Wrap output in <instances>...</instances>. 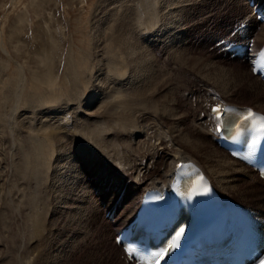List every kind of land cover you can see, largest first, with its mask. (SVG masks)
Returning a JSON list of instances; mask_svg holds the SVG:
<instances>
[{"label": "bare ground", "instance_id": "6f19581e", "mask_svg": "<svg viewBox=\"0 0 264 264\" xmlns=\"http://www.w3.org/2000/svg\"><path fill=\"white\" fill-rule=\"evenodd\" d=\"M190 1L192 5L196 3V0L193 1L192 0H97L96 7L94 8V17L92 22V27H94L96 31L93 32L92 30V37H93L92 40L94 42H97L96 40L99 35L98 40H101V46L99 52H101V55H94V53L93 54L91 53L92 55H90L89 53L86 54L81 50L79 56L80 60H79L78 56L73 57L70 54L67 57L68 60L66 61L65 71L63 72L64 74L66 73L67 75L66 79L69 83L67 84V86L64 87V90L65 92H67L66 94L70 96L69 100H73L72 101L73 103L69 102V100L67 99L69 103L61 105L58 108H52V109H48L45 107L41 108L42 111H44L45 113L48 112L52 116L49 114H44V112L39 113V115L34 114L35 113L34 111H36L37 109L36 103H38L39 100L43 99L44 97L43 94L45 93L44 92L45 90L44 91L41 90L37 93L38 88L37 89L34 88L31 94L27 91L25 92V81L27 82V80H25L26 79L25 72L21 65L17 66L18 79H17V83L15 82V84L17 85L16 86L14 85L12 90L7 91L5 94H3L4 96H6V98L4 99L6 111L4 113L6 118L5 124H7L6 127L8 129V134L10 137L13 138L14 140L13 145H15V148L18 150V153L22 154V160L20 159V161H17L16 167L13 168L16 170L17 173H19L18 172L19 170L22 172L26 171L25 169L26 168L28 169V161L26 160L25 156L27 154L30 155V151L28 152L26 149H29L30 146L37 147V152H35L33 155L31 154L32 156L31 155L28 156L30 157V159L32 158L35 161L34 163L38 164L40 161L44 165L45 172L42 169L44 173L42 172L41 175H39L41 177V180L39 178L37 179L42 182L41 184L43 186H45L44 184H47L49 182L48 180L50 179L49 177H51V180H53L52 182L54 187L53 190L55 193H57V195H59V197L62 194L77 197L76 202H80V204L77 205V207L72 210V215L74 217L76 216V214H80L79 212L82 211L83 212V214H81L82 216L85 215L86 219H90L94 221L93 219L95 215L94 214L88 215V213L84 214V212L87 209L84 210V207L82 205L83 203H81V202L86 203V198L89 197V195L86 194L87 185H89L88 184L89 180L88 181L86 180L87 183L84 182L85 180L82 181L81 170L79 168L78 169L75 168V171H71L73 172L71 173L73 175L71 176L68 175L70 170V165L68 164V162H69V158L74 153V148H72L71 144L68 145L69 143L67 142L66 144L64 143L62 144V140L64 139L63 135H65L66 137L69 135V137L71 138L75 137L78 140L79 139L85 140L86 138L88 139L89 137L95 139L96 137L95 139L96 142H94L90 138L89 139L95 144L100 143V145H102V143L105 144L106 141H108L107 138L109 136L111 137L110 140L108 141L109 143L113 141L111 145L109 146L108 143L104 145L105 147L101 148L102 149L101 151H103L106 154V156L105 155L104 156L107 158L105 159L103 165L102 164L100 165V166H104V168L102 169L96 168L99 167V164L96 161L97 158L96 156L91 159V155L96 154V150H91V151L89 150L90 152L87 153L88 150L82 149L81 151L83 158H80V164L87 162L89 167L94 165V168H91L89 170L90 173L88 174L90 177L94 179L96 178V180L98 181V184L94 186L95 187L94 189L101 188L100 191H102L101 194L102 196L100 199H104V197L107 198L106 208L102 214L104 215L105 213L107 212L110 213L112 211L118 213L112 220L115 225H118V227L116 226L114 228L115 234L113 236V242L116 232L121 227H123L136 212V208L138 207L139 201L143 196V194L149 189H154V188L162 189V187H171L177 180L179 174V168H177V165H182L183 162H193L196 165H198L200 168H202L221 195L228 197H231L232 195L233 196L236 195L237 198L241 200L244 199V201L246 200V198L244 197L246 195H244L243 193L247 194V196L252 197L250 199V202L248 201L245 202L247 204L249 203V205L251 204L249 207L253 208V211H255L258 216L264 217V188L262 187V185L264 186V181L260 179L250 167H247L238 160L229 157L228 154L222 148L216 145V143L212 145V150H211L212 153L206 151L203 157L200 155V153L204 151V148L206 146L205 142L203 141L204 136L205 135L213 136L214 134H216L215 126L217 121H215L212 118L214 114L211 112L210 109L211 106L221 105V108L223 109L225 105L238 104V103L227 102L221 98L219 100L217 99L218 101L211 99L213 100V102L208 104V112L205 114L203 113L198 114L196 121L193 120L194 123H192V126L195 129L194 132L196 131L197 134H199L198 135L199 138L196 137L195 139L193 138L194 140H190V141L184 140L182 138L183 141L181 142V144L184 146V148L188 150L187 152L180 149L179 148L180 146L178 148L175 147L174 143L176 142L175 139L176 137L175 138L172 137L175 139L174 140L175 142H173V139L170 137V134L169 135L167 133L164 134L160 130H158V126H157L158 121L156 123V119H154L162 115V111L158 112L159 101L154 96H155V91H158L157 86L160 83H163L164 80L161 82L162 79L155 77L153 78V81H151L150 84L148 83L149 80H151V78L153 77V74H155V72L159 68L156 70L154 68L155 67L153 64L154 62L152 60L147 59L148 55L150 54L147 50H144L145 48L142 46L143 43L139 42V40H141L142 42H146L148 41L147 39H149V37L154 39V37H157L158 36L157 34H159L160 35L159 38L162 37L161 41L164 42V46L168 52L170 51L171 53L173 51V48L178 46V48L174 49L173 51V53L176 54L175 58L181 60V63L185 62L189 57L187 58L184 53H183L184 55L180 54L181 52H184L181 46H186L184 42L185 35L182 36L181 33H183V29H185V31L187 29L184 28L183 26L184 23L183 11L187 10V8L185 7H187L190 4ZM209 1L210 2L220 1L222 4L221 6H219V8L223 7L222 8L223 10H225L226 7L229 8L228 12L224 11V13L221 14L223 17H226L222 21L223 25H221L224 28V30L220 34H216V32L213 33L214 39L216 37H219L218 39H215L214 42L220 39H224L230 42L231 41L230 39L232 38L235 39L239 38L243 40L244 44H248L246 42L250 41L249 38L252 37L253 46L257 47L264 43V23L259 24L255 18L256 14L252 15L251 8L248 9L247 5L248 2L251 0H209ZM259 1H261V3L258 4L257 7H259L261 4H264V0H256L255 2L259 3ZM205 3L206 0H200V2L198 1L193 6L194 9H196L195 13H198L197 15H203L202 11H198V8L204 7ZM254 8H256V6ZM103 9H104V14L101 16ZM98 13L100 16L95 15ZM229 15L232 17L229 18ZM256 24H259L258 30H256L257 29ZM221 26L218 29H221ZM211 30L214 31V29ZM147 32L148 33L150 32V35H148ZM144 34L147 35L143 36ZM246 37H248V39ZM233 42H239V41H233ZM218 46L219 45L216 44L212 49L213 51L217 52L215 57L216 58L218 57L220 59L223 57L222 56L223 53L221 50H219L220 47ZM135 53H136V57H131ZM213 57L214 55L210 56L209 57L210 60H207V62L206 61L201 62L200 60L202 57H197L196 62L202 65V68L200 67L199 70L208 72L209 74H215L216 79H214V82L219 84L220 86L222 85L220 89H221V94L224 97L229 96L231 92L233 93V91L235 90L247 89L245 91L250 92L258 97L257 104H255V106L247 105V104H239V105L251 106L256 110L264 113L263 109H261L262 107H264V96H263L264 84L259 80V78L253 75L250 69H249L250 74L240 69L239 71H235V73H233V76L231 78L225 77V81H220V79H223L224 74L222 73H224L225 70L222 69L223 65L221 64V62L217 63V65L215 66L212 60ZM89 59L91 61L95 60L96 64L97 65L100 64V66L95 65V67H93L90 65L91 62L89 63L90 67L86 66L87 63L85 62L83 63V60L85 61ZM222 59L221 61H223ZM232 60H236V58ZM177 62L178 61H176V63ZM80 66L82 67V69H84L81 72L78 71V67ZM243 78H248L251 82L249 84H246V86H244L242 82ZM76 80L78 81V85L76 83ZM166 85L168 86V84ZM78 86L80 88H78ZM4 87L6 86L4 85ZM2 93L4 92L2 91ZM7 98L12 100V106L9 102H7L8 101ZM164 102L168 103L167 100H164ZM169 104L170 102L168 103V105ZM94 106H96V108ZM20 107H24L26 111L19 110ZM38 107L40 108V106ZM90 107L91 108L94 107V110H91L87 113L86 111L90 110ZM256 107H261V108H256ZM137 108L139 112H141V114L136 113L138 116L135 115L136 111L133 112L135 109L137 110ZM78 109L79 110L81 109V112L83 110V112L77 114ZM130 109H132L131 111L133 113L129 115L128 114L129 111L128 112L126 111ZM174 109L171 111L174 112ZM70 110L71 111L75 110L73 111V113L75 114L71 113ZM19 111L23 113H20ZM27 111L34 114V116L33 115H32L33 117L31 115L29 117L26 116L24 112ZM65 111H67V114L61 115ZM171 111H166V112H169V114L171 115L173 113V112L171 113ZM174 113H176V109ZM133 114L135 115V117L131 116ZM183 114L185 115V113ZM128 115L133 118H129V119L126 118V116L129 117ZM146 115L150 118V121H152L150 123L148 122L149 124L147 123V121L142 122L143 117ZM165 115L163 114L164 117ZM78 116L83 117L84 121H86L84 122V124L85 123L86 124L85 125L83 124L84 127L78 130L80 131L79 133H77L78 131L76 132V130L74 129L76 126L74 125L75 120H73L75 118L78 119L79 118ZM116 120H118L119 126H120V122H123L122 125H124V128L118 127ZM80 121L82 122L83 120ZM80 126L81 124H79V127ZM174 126H176V124ZM178 126L179 125H177L176 128ZM22 127L24 128V130L21 129ZM92 127H95L99 130L102 129V131L97 134L93 133ZM88 128H91L92 130V134L89 136L88 134H90L91 132L87 130ZM117 128L120 129L122 137H125L122 145H119L120 141L118 140V137H116L118 141H115L114 139V136L119 134V133H115ZM4 129L6 128L4 127ZM85 129L87 130V132ZM163 129L165 130V128ZM113 130L115 131L111 133L110 131ZM88 131L90 133H88ZM108 131L111 134H109ZM188 134L189 133L187 132V136ZM166 139H168V141L163 142L164 145H162V143H159V140L163 141ZM185 139H187L186 136ZM57 142L59 145L57 151H59V153H57V155L55 156L56 158L54 157L53 158L58 163L59 166L58 168L56 162L54 164V167L50 162L52 161L51 159H53L51 155H55L54 153L56 150L54 148ZM59 142L61 144H59ZM135 145H137L138 147L137 149H135L136 147L133 148V146ZM162 146H164V149ZM107 148H111V149L109 150ZM135 150H140L142 152L141 154L142 157L139 158V156H141L139 151H137L135 155L133 152L134 156L133 155L130 156L129 154H127V152L129 151H135ZM85 153L86 155H89L88 158L85 157ZM99 157L100 155H98V158ZM75 161L77 162L78 165L79 160L77 161L76 157H75ZM37 164H33V165H37ZM50 164L51 166H49ZM77 165L75 167H77ZM71 166L74 165L71 164ZM114 166L119 169V174H115L114 171L112 170ZM35 168L36 167L33 168L34 175L35 172L39 173L40 171V168L39 170ZM51 168H52L51 172H54L56 174L50 175L51 172L49 173V170H51ZM87 168L88 167L85 166L86 171ZM92 171H94V174H92ZM32 172L33 171H31L30 173ZM28 176L30 177V175ZM241 176H246L251 180H256V182H259L261 186L256 184L255 185L249 184V181L244 182L240 178ZM24 179L29 180L30 178L29 179L24 178ZM25 180H22V182ZM37 186L39 187V185ZM43 186L42 187L40 186L39 188L37 187V189L35 188L36 190L33 189L34 194H36V196L34 198L32 197L33 198V199L31 198L32 200L30 199L32 202L31 206L35 208L33 209L34 214H32L33 216L30 221V226H31L30 230L32 231L31 234H33L31 236H34V234H36L37 236L39 235V237H41L42 229L43 227H45L43 223L44 222L43 217H45V215L47 216L48 213L44 214L45 212H43L44 211L43 209L46 206L45 201L47 200V196H46L47 192L44 191ZM34 187H36V185ZM107 187L108 190H105ZM122 191H123V197L120 198L119 196L122 193ZM0 192H1L0 246L1 244L3 246V248L0 249V264H17L18 252L15 256H12L11 254H9V252L8 253L7 251L4 252V249L5 247L6 248L8 247L9 242L7 240H12L15 243V236L14 235L9 236L7 239L5 233L6 230L8 228H11V226L14 223L15 216L12 214L13 213L15 214V210L18 209V206L16 208V205L19 203H17L18 202L17 201L16 202L17 204H14L15 205V208L13 207L14 210L13 209L8 210L4 208L5 201L9 199V194L11 192L9 193L8 190L6 191L2 190ZM133 193L139 194L137 206L135 207V209H133V203L135 202V199L134 200L130 198L128 199V195ZM39 198H41V200L43 201V206L41 205V209L39 208L40 210L37 209L38 208L37 206H39L37 200ZM234 200L237 201V199ZM13 201H15V198ZM9 205L8 207L11 208V205L10 206ZM66 207L67 206L65 205V208ZM12 210L14 212L11 214L10 211ZM29 212L32 213V210H29ZM108 219L106 218L103 219L102 220L104 221L103 223L105 224L108 223L110 225ZM90 220H87V222L89 221V224H91ZM26 226L29 227L28 224ZM80 228L85 229L84 224H82ZM92 231L94 233H97V235L100 234L99 232H97L96 227ZM82 232L84 231H80L76 236L80 237L82 235ZM116 246L118 247V245ZM116 254L117 255L121 254L122 259L124 260L123 262H119V263L130 264L125 259L121 251L119 252V254L118 253ZM9 255L10 257H8ZM116 257L118 258V256ZM30 260L31 259H29L28 261ZM117 261L120 260L117 259Z\"/></svg>", "mask_w": 264, "mask_h": 264}, {"label": "rangeland", "instance_id": "374dc122", "mask_svg": "<svg viewBox=\"0 0 264 264\" xmlns=\"http://www.w3.org/2000/svg\"><path fill=\"white\" fill-rule=\"evenodd\" d=\"M198 1L200 2V0H196V3ZM196 3H194V5ZM245 3H246V1H245ZM96 4H97V0H0V83H1L0 84V130H1L0 131V137H1L0 138L1 139L0 140L1 141L0 147H2V148H0V157L2 158V159L0 158V167H1L0 168V173H1L0 174V191L8 190L9 193L11 192L9 194L10 201H9V199L5 201V204H7V205L4 204V208H6L8 210H10V209L14 210V208H15L14 204L19 203L16 205V208L18 206V209L15 210V214L13 213L14 212L13 210L10 211V213L11 214L13 213L12 215L15 216V218H14L15 220H14V223L11 226V228H8L6 230V233H5L7 236V239L9 236H13V235L15 236L16 246L12 240H7L9 242V244H8V247L7 248L5 247V249H4V252L7 251V253L9 252V254H11L12 256H15L18 252V254H17L18 263L17 264H121L119 262L124 261L122 259V255L119 254V252H120L119 247H117L116 244L113 242V236L115 234L114 228L116 226L118 227V225H115L112 220L107 218V213H105L104 215L102 214L106 208L107 198L104 197V199H100L102 196L101 195L102 191H100L101 188L94 189L95 188L94 186L96 184H98V181L96 180V178L94 179V178L90 177L88 174V173H90L89 170L91 168H94V165L89 167L87 162L80 164V158H83L82 151H81L82 149L88 150L87 153H89L91 150H96V154H94V155L92 154L91 159L96 156L97 157L96 161L99 164V167H96V168H99V169L104 168V166H100V165L101 164L103 165V163L105 162V159H107V158L105 157L106 154L103 151H101L102 150L101 148L105 147L104 145L109 143L108 141L110 140L111 137L109 136L107 138L108 141L105 140L106 143L105 144L102 143V145H103L102 146V145H100V143H98V144L94 143V142H96V140H95L96 137H95V139H92L89 137L91 140L94 141V142H92V141H90L89 138L88 139L86 138L85 140L84 139L78 140L75 137L71 138V137H69V135L67 137L65 135H63L64 139L62 140V144L63 143L66 144V142H67V143H69L68 145L71 144L72 148H74V153H73V155H71V157L69 158V162H68V164L70 165V170H69L68 175L69 176L73 175V174H71V173H73L71 171H75V168H77V169L79 168L81 170L82 181L85 180L84 182H86V180L87 181L89 180L88 181L89 185H87V192H86V194L89 195V197L86 198V203L85 202H81V203H83L82 205L84 207V210L87 209L84 212V214L88 213V215L89 214L95 215V217L93 219L94 221H92L90 219H86L85 215L82 216L81 215V214H83L82 211L79 212L80 214H76L75 217L72 215V210L75 209L77 207V205L80 204V202H76L77 197H74V196L62 194L59 197V195H57V193H55L53 190V188H54L53 184H52L53 180H51V177H49L50 179L48 181L50 183L48 182L47 183L48 185L44 184L45 186H43L41 184L42 183L40 181L41 177L39 175H41V173L43 171L45 172L44 165L40 161L38 164L34 163L35 161L32 158L30 159V157H28L31 154L33 155L35 152H37V147L30 146L29 149H26L28 152L30 151V155L27 154L25 156L26 160L28 161V169L26 168L25 169L26 171H23V172L20 170L18 171L19 173L16 172V170L14 168L17 165L16 162L20 161V159L22 160V154L18 153V150L15 148V145H13L14 140L12 137L9 136L8 129L6 127L7 124H5L6 118H5L4 112L6 111V107H5L4 99L6 98V96H4L3 94H5L7 91L12 90L14 85L15 86L17 85V84H15V82L17 83V79H18L17 78L18 77L17 76L18 75V68H17L18 65H21L23 67L24 72H25V77H26L25 80H27V82L25 81V92L27 91L31 94L32 90H34V88H36V89L38 88L37 93L41 90L42 91L45 90L44 91L45 93L43 94V96H44L43 99L39 100V102L36 103L37 109H36V111H34L35 112L34 114L39 115V113L44 112L41 109L43 107L48 108V109H52V108H58L64 104H68L69 102L73 103L72 102L73 100H69L70 96L67 95L66 94L67 92H65V90H64V87L67 86V84H69V83L66 79V76H67L66 73L64 74L63 72L65 71L66 61L68 60L67 57L70 54L73 57L78 56L79 60H80L79 56H80L81 50L83 52H85L86 54L89 53L90 55H92L94 53V55H101V52H99V49L101 46V40H98L99 35H98V38L96 40L97 42H94L92 40V38H93L92 37V30H93V32L96 31V29L94 27H92V22H93V17H94V8L96 7ZM221 4L222 3L220 1L219 2L218 1L217 2H210L209 0H206L205 6L198 8V11H202L203 15H197L198 13H195L196 9H194V7H193L194 5L191 4V1H190V4L187 7H185V8H187V10L183 11V13H184L183 26H184V28H187V29H186V31H185V29H183V33H181V34H182V36L185 35L184 36L185 37L184 42H185L186 46H181V48L184 52H181L180 54L184 53L185 56L187 58L188 57L189 58L183 63H181V60H178L177 58H175L176 54L173 53L174 49H177L178 46L174 47L173 51L171 53H170V51L168 52L164 46V42L161 41L162 37L159 38V36H160L159 34H157L158 36L154 37V39L149 37V39H147L148 41H146V42H142L141 40H139V42L144 44V45L142 44V46L145 48L144 50H147L150 54V55H148L147 59L152 60L154 62L153 63L155 66L154 68L156 70L159 68L155 72V74H153V77L151 78V80H149L148 83L150 84L151 81H153V78H155V77L162 79L161 82L164 80L163 83H160L157 86L158 91H155V96H154L159 101L158 112L162 111L161 116L158 115L159 117L154 118V119H156V123L158 121V125H157L158 130H160L164 134H166V133L168 135L170 134L171 138L176 137L175 138L176 142L174 141L175 139L172 138L173 142L176 143V144L174 143L175 147L178 148L180 146L179 148L182 149L183 151H186V152L188 150L186 148H184V146L181 144V142L183 141L182 138L184 140H187V141L188 140L189 141L194 140L196 137L199 138V136H198L199 134H197L196 131L194 132L195 129L192 126V123H194L193 120L196 121L198 114H200V113L205 114L208 112V104L213 102V100H211V99H214V100L218 99L219 100L221 98L227 102L238 103L237 105L247 104V105H252V106H255V104H257V100H258V97L256 95L245 91L247 89L235 90V91H233V93L231 92V94L229 96L224 97L221 94V89H220V87L222 85L220 86L219 84L214 82V79H216L215 74H209L208 72L199 70L200 67L202 68V65L200 63L196 62V58L202 57L200 61L201 62H205V61L207 62V60H210L209 57L214 55L213 59L212 58L211 59L213 60L215 66L217 65V63L221 62V64L223 66L222 65H220V66H222V69L225 70V72L222 73V74H224L223 79H220V81H225V77L231 78L233 76V73H235V71H239L240 69L247 72L248 74H250L249 73V67L245 61L232 60V58H229L228 55L227 56L225 55V54H227V48H226L227 46L224 43L222 44V42H224L223 39H220V40L214 42V40L218 39L219 37H216L214 39L213 33L216 32V34H220L224 30V28L221 25H223L222 21L226 17H223L221 14H223L224 11L225 12L229 11V8H227V7H226V9L224 8L225 10L222 9L223 7L219 8V6H221ZM246 5H247V3H246ZM177 8H178V6H177ZM248 9H250V6H248ZM102 11L103 12L101 13V16L104 14V9ZM185 14H187V15H185ZM95 15H99V13L95 14ZM230 17H232V16L229 15V18ZM186 26H188V27H186ZM220 26H221V29H218ZM210 28L214 29V31H212ZM258 29H259V26H257L256 30H258ZM147 34L150 35V32L149 33L147 32ZM147 34H144L143 36H146ZM236 40H239V39L236 38ZM216 44L217 45L220 44L219 50H221L223 53L222 54L223 59L222 58L219 59L218 57H217L218 58L217 59L215 57L217 52L213 51L212 48H214V46ZM259 46H257V47H259ZM186 53H187V55H186ZM131 57H136V53ZM90 59L85 60V61L83 60V63L84 62L87 63L86 66H88V67H90L89 66L90 62H91L90 65L93 67H95V65L100 66V64L99 65L96 64L95 60L91 61ZM221 59L223 61H221ZM176 61L180 62L181 64L177 62L179 64L178 65L176 63ZM197 64H198V66H197ZM72 65H73V63H72ZM244 65H245V67H244ZM220 66H218V67H220ZM80 67H78V71L81 72L84 69H82V67L81 68ZM159 73H160V75H159ZM167 77H169V78H167ZM167 79H169L170 81ZM242 82H243L244 86H246V84H249L251 81L248 78H243ZM76 83L78 85L77 80H76ZM166 84H168V86ZM4 85L6 87H4ZM78 88H80V87L78 86ZM2 91L4 93H2ZM156 94H158L159 96ZM67 96H68V98H67ZM263 96H264V92H263ZM158 97H160V98H158ZM67 99L69 100V102ZM164 100H167L168 103L170 102V104L168 105V103L164 102ZM217 101H215V102H217ZM7 102H9L12 106V100L8 99ZM11 106H10V108H11ZM38 106H40V108ZM94 107L96 108V106H94ZM94 107H92V108L90 107V110H88L86 112L88 113L89 111L94 110ZM161 107L163 108V110L164 109L165 110L163 111ZM174 108L176 109V113H174L175 112ZM256 108H261V107H256ZM39 109H41V110H39ZM173 109H174V112L171 111ZM261 109H263V111H264V107H262ZM19 110L26 111V109L24 107H20ZM131 110L132 109L127 110L126 112L129 111V113H128L129 115L135 111H136L135 115H137L136 113L141 114V112H139L138 108H137V110L135 109L133 112ZM73 111H75V110H73ZM73 111L70 110L71 113H73ZM166 111H171V113L172 112L173 113L170 115L169 112H166ZM19 112L23 113L21 111H19ZM82 112H83V110H82ZM82 112H81V109L80 110L78 109L77 114L82 113ZM164 112H166V113H164ZM24 113L28 117L30 115L34 116V114H32L31 112H28V111L24 112ZM178 113H179V115H178ZM183 113H185V115ZM44 114H49V113L44 112ZM64 114H67V111H65L61 115H64ZM73 114H75V113H73ZM163 114L164 115L167 114V115H165L166 118L163 116ZM49 115H51V114H49ZM126 115H127V113H126ZM135 115L133 114L131 116L135 117ZM131 116H129V117L126 116V118H128V119L133 118ZM182 118H183V120H182ZM73 120H75L74 125L76 127L74 126L75 127L74 129L76 130V132L79 129H81L82 127H84L83 124H84V122H86V121H84V118L81 116L78 119L75 118ZM80 120H83V121L81 122ZM116 121H117L118 127L124 128V125H122L123 122H120V126H119L118 120H116ZM145 121H147V123L152 122V121H150V118L147 115L143 117L142 122H145ZM170 121H171V123H170ZM176 121H177V123H176ZM79 124H81L80 127H79ZM175 124H176V126L177 125H179V126L176 128V126H174ZM4 127L6 129H4ZM161 127L165 128V130ZM21 129L24 130L23 127ZM179 129H180V131H179ZM87 130H89L91 132L90 133L88 131V133H90V134H88V136L92 134V130H93V133H96V134L100 133L102 131V129L99 130L95 127H92V130H91V128H88ZM87 130H86V132H87ZM184 130H186L189 133L188 136H187V132ZM114 131L115 130L110 131V132L113 133ZM79 132L80 131H78L77 133H79ZM108 133H109V131H108ZM111 133H109V134H111ZM115 133H119L118 135L114 136L115 141L119 140L120 141L119 145H122L125 137H122L121 131L119 128H117ZM6 135H7V137H6ZM189 135H190V137H189ZM185 136L187 139H185ZM116 137H118V140ZM2 138H3V140H2ZM105 141H103V142H105ZM167 141H168V139L163 140V141L159 140V143H162V145H164L163 142H167ZM203 141L205 142L206 146L204 148V151H202L200 153V155L202 157L205 155L206 151H209L210 153H212V151H211L212 145L215 144L214 140L212 138V135H210V136L205 135L203 138ZM111 143H109V146L111 145ZM59 144H61V143L59 142ZM99 145H100V147H99ZM81 146H82V148H81ZM58 147H59V145L57 142V144L55 145V148H54L56 150L54 153L55 155H51L52 158L53 157L56 158L55 156L57 155V153H59V151H57ZM162 147L164 149V146H162ZM133 148L137 149L138 147H137V145H135V146H133ZM107 149L110 150L111 148H107ZM137 151H139L140 155L142 154V152L140 150L129 151V152H127V154L132 156L133 152L135 155V153H137ZM24 153H26V152H24ZM98 155H100L99 158H98ZM75 157H76L77 161L79 160L78 161L79 167L77 165V162L75 161ZM85 157L88 158L89 155H86V153H85ZM140 157H142V155L139 156V158ZM54 158L51 159L52 161H50L53 167H54V164L56 162ZM6 159H8V160H6ZM33 164H37V165H33ZM51 164L49 166H51ZM56 164H57V168H58L59 167L58 163L56 162ZM71 164H73L74 166H71ZM76 165H77V167H75ZM33 166L36 167L35 169H38V170L40 168L39 173L35 172V175H34V169H33L34 167ZM85 166L88 167L87 171L85 170ZM116 168L117 167L114 166L112 170L114 171L115 174H119V169L118 168L116 169ZM2 169H3V171H2ZM42 169H43V171H42ZM31 171H33V172L30 173ZM51 171H52V168H51V170H49V173ZM18 174H20V175H18ZM24 174L26 177L24 176ZM54 174H56V173H54V172L50 173V175H54ZM92 174H94V171H92ZM28 175H30V177ZM33 175H34V177H33ZM31 177H33V178H31ZM24 178H26V179L30 178L31 180L30 179L25 180ZM37 178H39L40 180H38ZM240 178L244 182L249 181V184H252V185L256 184V185L261 186V184L259 182H256V180H251V179L247 178L246 176H241ZM9 179H10V181H9ZM247 179H249V180H247ZM22 180H25V181L22 182ZM127 182H129V181H127ZM35 185H36V187H34ZM37 185H39V187L43 186L44 191L47 192V195H46L47 200L45 201L46 206L43 209L44 210L43 212H45L44 214H47V213L48 214H47V216L45 215V217H43L44 218L43 223H44L45 227H43V229H42V236L41 237H39V235L37 236L36 234H34V236H31L33 234H31L32 231L30 230L31 229L30 221H31V218L33 216L32 214H34L33 209H35L31 206V203H32L31 200L36 196V194H34V190L37 189V187H38ZM262 187L264 188L263 185H262ZM93 189H94V191H93ZM105 190H108V187ZM0 194H1V192H0ZM48 194H49V197H48ZM243 194L246 195V196H244L246 198L245 201L250 202V199L252 197L247 196V194H245V193H243ZM119 197L120 198L123 197V191ZM231 197L233 199H237L238 202H240L244 205H248V206L251 205V204L249 205V203L247 204L244 201V199L241 200V199L237 198L236 195L235 196L232 195ZM14 198H15V201H13ZM129 198L133 199V200L135 199V202L133 203V207H134V204L137 203V201H138L139 194H135V193L130 194V195H128V199ZM40 200H41V198H39L37 200V203L39 205V206H37L38 208L36 207L37 209H39V208L41 209V205L43 206V201L41 200L42 201L41 202ZM9 203L11 205V208L8 207ZM122 204H123V202H122ZM65 205L67 206L66 208H65ZM29 210H32V213L29 212ZM117 214L118 213L115 212L114 217ZM124 214H126V213H124ZM102 218L108 219V222L110 223V225L108 223L107 224L103 223L104 221H102L103 220ZM87 220H90L91 224H89V221L87 222ZM26 223L29 225V227L26 226L27 225ZM82 224H84L85 229L80 228V226ZM94 226L96 227L97 232L100 233L99 235H97V233H94L92 231L95 228ZM32 230H34V229H32ZM80 231H84V232H82L83 236L81 235L80 237H77L76 235ZM85 232H87V233H85ZM11 242H12V244H11ZM18 244L21 247H19ZM1 248H3L2 244L0 246V249ZM31 248H32V250H31ZM7 253H5V254H7ZM116 253H118L119 255H117ZM26 255H28V256H26ZM116 256H118V258ZM8 257H10V255ZM22 257H24V258H22ZM28 258L31 260L28 261L29 260ZM117 259H119L120 261H117ZM24 260H25V263H24ZM20 261H21V263H20Z\"/></svg>", "mask_w": 264, "mask_h": 264}, {"label": "snow or ice", "instance_id": "6c2138e0", "mask_svg": "<svg viewBox=\"0 0 264 264\" xmlns=\"http://www.w3.org/2000/svg\"><path fill=\"white\" fill-rule=\"evenodd\" d=\"M255 64V61L253 62ZM257 68L254 66L253 67V72H256ZM237 109L225 106L223 107V109L221 108V105H214L211 109V112L214 114V116L212 117L215 121H217L216 126H215V132L217 134L222 133V131L224 130H230L232 127V124L229 123L227 117L230 113H235L237 112ZM241 113H246V114H242L240 116V122L238 124H235V134L231 136L232 140H239L247 131H249L250 127L252 125H255L257 122L259 123V127L260 129H264V115H260V114H256L253 112L252 109H246V110H239ZM221 121H223V123H221ZM251 121V124H249V122ZM259 141L254 139L251 143V145L249 146V150L254 151L255 147L257 145ZM182 165H177V168H181ZM204 178L203 176H200V179L198 181H196V184H202ZM201 191L203 192H207L208 189L206 186H204ZM197 194V190H196V186L194 185L192 188V191L189 193L190 196L192 195H196ZM180 231L182 232L183 229H180ZM176 240H179V235L176 236L175 238ZM176 243L173 242L171 244H169L167 247H164L162 250L157 251L155 253L156 259H155V264H161V261L165 259V257L167 256V254L169 253L171 248L176 247ZM127 252H132L133 249L131 248H126ZM258 264H264V256H260L258 258Z\"/></svg>", "mask_w": 264, "mask_h": 264}]
</instances>
